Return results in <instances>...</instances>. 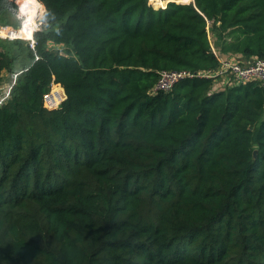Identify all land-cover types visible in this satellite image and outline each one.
Returning <instances> with one entry per match:
<instances>
[{
	"label": "trees",
	"instance_id": "trees-1",
	"mask_svg": "<svg viewBox=\"0 0 264 264\" xmlns=\"http://www.w3.org/2000/svg\"><path fill=\"white\" fill-rule=\"evenodd\" d=\"M38 1L26 65L0 37V87L19 71L0 104V264H264V86L152 92L162 69L264 57V0ZM19 3L0 0L1 23ZM52 78L66 96L47 109Z\"/></svg>",
	"mask_w": 264,
	"mask_h": 264
},
{
	"label": "built area",
	"instance_id": "built-area-1",
	"mask_svg": "<svg viewBox=\"0 0 264 264\" xmlns=\"http://www.w3.org/2000/svg\"><path fill=\"white\" fill-rule=\"evenodd\" d=\"M44 8V6H43ZM42 6H39L38 14L35 17V22L32 26V34L29 38H23L21 34L16 36L12 34L13 31L19 30L20 27H23L25 18H20V24L18 26H11L8 24L0 23V37L4 39H23L27 42L30 48H34L36 40L34 38V32L40 30L44 21H43V12L44 9ZM19 71L13 73V78L11 84L7 86L6 89L0 90V104L4 102L10 96V90L15 82V79ZM232 75L235 83H243L247 81L256 80L262 86H264V57H254L249 59H238L225 57L220 58V64L215 69L209 70H200L197 72H192L190 70H170L162 69L159 72L158 79L152 88V92L157 91H168L170 90L177 82L182 80L185 77H214V79L220 77L225 78L226 83L228 82V76ZM231 85V84H230ZM65 92L63 87L57 83L54 78L51 79L47 90L43 93L42 101L44 107L47 109L57 108L60 103L65 98Z\"/></svg>",
	"mask_w": 264,
	"mask_h": 264
},
{
	"label": "rangeland",
	"instance_id": "rangeland-1",
	"mask_svg": "<svg viewBox=\"0 0 264 264\" xmlns=\"http://www.w3.org/2000/svg\"><path fill=\"white\" fill-rule=\"evenodd\" d=\"M21 1V0H20ZM158 0H154L155 4L151 2V0H149V2H151L155 7L158 6H162L165 4V2L162 0H160L159 2H157ZM19 0H16V4L18 5ZM20 5V3H19ZM44 9V8H43ZM5 19V23L4 24H8L11 26H18L20 24V18L18 17V15H16L15 9L14 10H10L9 13L4 17ZM1 23V22H0ZM6 41V45L9 48V50H11L12 52L17 53V60H16V64L14 65V70H18L20 68H22V66L26 65L27 60H23V55H24V50L21 51L22 46L18 43V40L21 42V44L23 43V45H26L27 42L23 39H4ZM220 56V55H219ZM220 58H225L220 56ZM22 60L25 61V64H22ZM13 75L12 72H10L9 70H4L2 73V83H1V90L6 89L7 86H9V84H11L10 80L12 81ZM228 82H230V84H234L235 80L233 78L232 75L228 76ZM7 80V81H6Z\"/></svg>",
	"mask_w": 264,
	"mask_h": 264
},
{
	"label": "bare ground",
	"instance_id": "bare-ground-1",
	"mask_svg": "<svg viewBox=\"0 0 264 264\" xmlns=\"http://www.w3.org/2000/svg\"><path fill=\"white\" fill-rule=\"evenodd\" d=\"M40 5L43 8V4L39 2L38 0H21L20 1V7L23 13L22 18H25L24 25L23 27H20L19 30L13 31L12 34H15L16 36L21 34L23 38L31 37L32 30H33L32 26L35 22V17L38 14V9Z\"/></svg>",
	"mask_w": 264,
	"mask_h": 264
},
{
	"label": "crops",
	"instance_id": "crops-1",
	"mask_svg": "<svg viewBox=\"0 0 264 264\" xmlns=\"http://www.w3.org/2000/svg\"><path fill=\"white\" fill-rule=\"evenodd\" d=\"M218 54L222 57H231V58H240L241 56L239 54H231V53H227V54H223V53H220L218 52ZM229 86L230 83H226V79L225 78H216L214 79V83H213V88L214 89H222V88H225L226 86Z\"/></svg>",
	"mask_w": 264,
	"mask_h": 264
},
{
	"label": "water",
	"instance_id": "water-1",
	"mask_svg": "<svg viewBox=\"0 0 264 264\" xmlns=\"http://www.w3.org/2000/svg\"><path fill=\"white\" fill-rule=\"evenodd\" d=\"M256 153V151L254 150V154Z\"/></svg>",
	"mask_w": 264,
	"mask_h": 264
}]
</instances>
